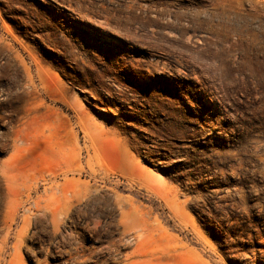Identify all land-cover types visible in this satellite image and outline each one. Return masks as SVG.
Here are the masks:
<instances>
[{"label": "rangeland", "instance_id": "374dc122", "mask_svg": "<svg viewBox=\"0 0 264 264\" xmlns=\"http://www.w3.org/2000/svg\"><path fill=\"white\" fill-rule=\"evenodd\" d=\"M0 264H264V0H0Z\"/></svg>", "mask_w": 264, "mask_h": 264}, {"label": "bare ground", "instance_id": "6f19581e", "mask_svg": "<svg viewBox=\"0 0 264 264\" xmlns=\"http://www.w3.org/2000/svg\"><path fill=\"white\" fill-rule=\"evenodd\" d=\"M190 37V36H189ZM213 37V36H212ZM211 37V38H212ZM215 38V37H214ZM198 40V39H197ZM215 40H217V39H215ZM227 45V44H226ZM185 46V45H184ZM192 52V51H191ZM195 59V57H193V60ZM221 59V58H220ZM196 60V59H195ZM222 60V59H221ZM196 62V61H195ZM212 68V67H211Z\"/></svg>", "mask_w": 264, "mask_h": 264}]
</instances>
